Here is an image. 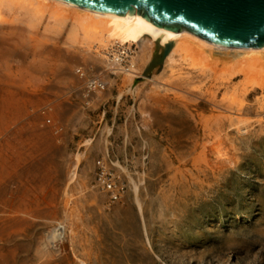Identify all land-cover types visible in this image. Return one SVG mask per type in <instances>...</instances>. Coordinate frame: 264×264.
Segmentation results:
<instances>
[{"label": "rangeland", "instance_id": "rangeland-1", "mask_svg": "<svg viewBox=\"0 0 264 264\" xmlns=\"http://www.w3.org/2000/svg\"><path fill=\"white\" fill-rule=\"evenodd\" d=\"M67 32L0 28V264H264V90L225 72L252 53L146 75L161 50L133 43L130 74ZM99 159L121 200L95 187Z\"/></svg>", "mask_w": 264, "mask_h": 264}, {"label": "bare ground", "instance_id": "bare-ground-1", "mask_svg": "<svg viewBox=\"0 0 264 264\" xmlns=\"http://www.w3.org/2000/svg\"><path fill=\"white\" fill-rule=\"evenodd\" d=\"M20 16L30 27L44 24L46 29L59 30L63 26H68L67 40L70 45L100 54L111 46L130 47L133 43H136L143 53H150L156 47L162 50L167 41L175 40V45L162 60V67L173 60L175 53L187 61L189 59L195 65H201L206 56L203 55L204 47L250 51L252 53L250 56L236 59L225 68V72L228 77L241 76V83L247 89L256 87L264 90V59L258 54L264 47L222 46L187 29L173 31L159 27L142 15L108 13L66 0H0V28L5 24H14ZM184 39L188 40V45L180 46L179 43ZM130 61V66L125 70L133 74L135 71L133 56ZM239 90L240 87H236L232 91L233 96ZM134 188L137 191L135 183Z\"/></svg>", "mask_w": 264, "mask_h": 264}, {"label": "water", "instance_id": "water-1", "mask_svg": "<svg viewBox=\"0 0 264 264\" xmlns=\"http://www.w3.org/2000/svg\"><path fill=\"white\" fill-rule=\"evenodd\" d=\"M103 12L142 15L153 24L173 31L187 29L227 47H264V0H66ZM175 45L169 40L152 59L162 60Z\"/></svg>", "mask_w": 264, "mask_h": 264}, {"label": "built area", "instance_id": "built-area-1", "mask_svg": "<svg viewBox=\"0 0 264 264\" xmlns=\"http://www.w3.org/2000/svg\"><path fill=\"white\" fill-rule=\"evenodd\" d=\"M114 57L122 64L124 68L130 66V60L133 56L132 45L130 47L114 46ZM131 53V54H130ZM95 87H104L100 80L93 79L89 82L87 89L91 90ZM87 90V91H89ZM98 172L95 180V187L97 190L105 193L110 202L119 201L125 196L127 191V182L120 174L115 172L106 162L105 159L98 160Z\"/></svg>", "mask_w": 264, "mask_h": 264}]
</instances>
